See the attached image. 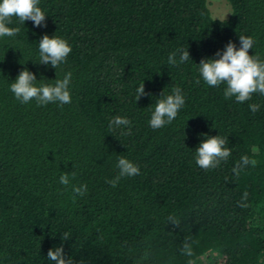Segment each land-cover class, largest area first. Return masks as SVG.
<instances>
[{
    "label": "trees",
    "instance_id": "trees-1",
    "mask_svg": "<svg viewBox=\"0 0 264 264\" xmlns=\"http://www.w3.org/2000/svg\"><path fill=\"white\" fill-rule=\"evenodd\" d=\"M226 1V20L213 19L206 0H40L46 26L13 18L8 26L20 32L0 37V264H55L47 253L61 246L73 264H264V96L226 100V85L209 87L198 70L229 42L239 49V35L251 36L249 54L264 60V0ZM44 35L72 48L58 69L39 63ZM181 48L189 60L169 65ZM24 69L36 86L71 72L72 102L16 100L10 84ZM174 87L185 104L153 130L155 103ZM117 116L132 122L131 134L109 127ZM218 135L230 157L198 167L199 144ZM243 155L257 163L237 177ZM121 156L140 173L114 188L107 181ZM85 184L83 197L73 193ZM244 192L247 208L238 206ZM186 239L191 256L182 253Z\"/></svg>",
    "mask_w": 264,
    "mask_h": 264
},
{
    "label": "clouds",
    "instance_id": "clouds-1",
    "mask_svg": "<svg viewBox=\"0 0 264 264\" xmlns=\"http://www.w3.org/2000/svg\"><path fill=\"white\" fill-rule=\"evenodd\" d=\"M40 0H0V37H15L19 32V27H9L13 18H17L19 23L24 25L26 21H32L34 26H46V14L39 7ZM240 47L237 49L236 44L229 42L223 51H218L215 55L218 58L204 59L199 64V73L203 81L209 87H219L226 85L224 97L230 100L233 97L237 103H244L252 99L253 94L264 96V60L258 54L250 55L249 50L253 48L254 40L251 36L239 35ZM72 52L68 41L57 36L50 37L44 35L39 41V63L42 65H51L52 68L58 69L62 64L67 62V57ZM179 59L177 60V55ZM190 53L181 48L177 49L168 57V64L178 66L189 60ZM72 79V73H66L63 79H56L55 84L41 83L36 86L37 81L34 73L27 69L21 71L17 79L10 84V91L14 94L16 100L23 104H28L32 100L37 102L38 106H45L51 103L61 105L72 102L69 85ZM197 83H200L197 80ZM145 85L142 82L136 89V100L144 96ZM185 104V97L179 87L172 89V94L162 95L155 103L149 125L153 130L160 129L167 124H171L176 118L180 109ZM252 113L260 110L256 103L249 105ZM131 121L125 117H114L109 127L119 128L127 127L131 134ZM227 140L220 135L211 136L202 141L195 151V163L198 167L209 170L218 168L222 161H227L231 155V150L225 147ZM258 151V149H253ZM257 161L251 159L248 155L241 156L235 164L232 172L239 177L241 171L249 166L254 167ZM116 167L119 169L118 175L107 181L112 187H116L121 178L134 177L140 173L137 165L129 159L121 156L118 159ZM71 178H75L72 173ZM59 183L68 187L70 177L64 174L59 178ZM72 191L83 197L87 193V185H72ZM248 193L244 192L242 199L238 202L241 208H247L246 203ZM168 223L179 227L180 220L175 215L168 216ZM70 233H63L62 240L70 239ZM182 253L188 256L192 255L191 244L186 239L183 244ZM48 259L55 264H73L71 259H66L64 248L57 247L50 249L47 253ZM192 264V261H189Z\"/></svg>",
    "mask_w": 264,
    "mask_h": 264
},
{
    "label": "rangeland",
    "instance_id": "rangeland-1",
    "mask_svg": "<svg viewBox=\"0 0 264 264\" xmlns=\"http://www.w3.org/2000/svg\"><path fill=\"white\" fill-rule=\"evenodd\" d=\"M206 4L213 19L226 20L231 14V7L226 0H206Z\"/></svg>",
    "mask_w": 264,
    "mask_h": 264
}]
</instances>
